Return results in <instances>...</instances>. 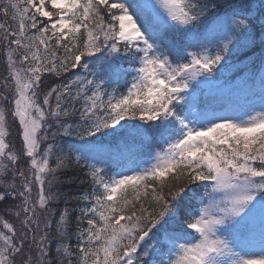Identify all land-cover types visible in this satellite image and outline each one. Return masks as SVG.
<instances>
[{"label":"snow or ice","instance_id":"obj_1","mask_svg":"<svg viewBox=\"0 0 264 264\" xmlns=\"http://www.w3.org/2000/svg\"><path fill=\"white\" fill-rule=\"evenodd\" d=\"M0 14V264H264V0H0ZM73 166L90 192L63 191Z\"/></svg>","mask_w":264,"mask_h":264},{"label":"trees","instance_id":"obj_2","mask_svg":"<svg viewBox=\"0 0 264 264\" xmlns=\"http://www.w3.org/2000/svg\"><path fill=\"white\" fill-rule=\"evenodd\" d=\"M1 19H3V17L0 16ZM85 37L83 36V34L81 35V40H83ZM52 45L55 46V42L52 41ZM63 54V49H59L57 55H62ZM85 60H87L88 58L85 57ZM5 58L2 55V50H0V72L3 71L4 66H5ZM86 72L84 71V69L82 67H78L77 69L72 70L71 72L65 74L67 76H72L73 74H85ZM49 75V82H51V80L53 79H57L55 76H52L50 74H46ZM257 91H258V84H259V80L257 78ZM117 85H111L109 87V89H113L116 88ZM120 91H123V88H120ZM119 94V92L117 93ZM17 126V124H15ZM73 140V138H60L59 142L61 143H70ZM17 147H20V144H17ZM51 163V162H50ZM115 167V166H113ZM87 169H84L83 167L80 168H75V166H73V169L68 170L67 172L61 174V180L64 182L63 184V191L65 192H70L72 195L75 196H81L82 194H86L88 192L91 191V180L90 178L86 175ZM109 174H112V170H109ZM157 191H159V189H157ZM167 191V189H165V192ZM152 192L151 189H148L147 192H145L143 189H141L140 191V196L142 198V202L145 204V206L147 207L149 204V201L146 197L151 196ZM75 201H70V203L67 205L68 207H74L75 206ZM80 206H83L84 203H86V201L81 200L80 202ZM65 205L61 202L60 207L63 208ZM139 206V205H137ZM76 216H79V211L77 210L75 213ZM11 222V221H10ZM86 226V224H85ZM59 237H55V239H58ZM72 245L75 248L76 245V236L73 235L72 236ZM53 251L55 249V244L53 243L52 245Z\"/></svg>","mask_w":264,"mask_h":264},{"label":"rangeland","instance_id":"obj_3","mask_svg":"<svg viewBox=\"0 0 264 264\" xmlns=\"http://www.w3.org/2000/svg\"><path fill=\"white\" fill-rule=\"evenodd\" d=\"M18 23V22H17ZM13 24V23H12ZM12 24H9V25H12ZM259 107V104L257 103V108ZM13 136L15 137V141L16 139L19 140L20 144L22 143L21 141V137H20V132L18 131L17 133L15 134H12V127L10 128V134L8 137H6V140L10 142V149L11 150H17L16 146H14V140H13ZM139 163V166L141 168H144V167H147L149 166L151 163H154V160L151 159V156L145 152V153H142L139 158H138V161ZM119 170V169H117ZM0 230H3L6 232V230L2 229V226H0ZM253 259H259L260 256H259V249H256V255L252 256Z\"/></svg>","mask_w":264,"mask_h":264}]
</instances>
